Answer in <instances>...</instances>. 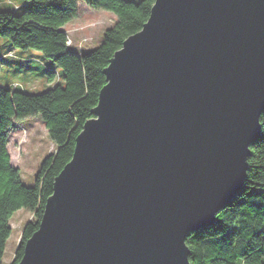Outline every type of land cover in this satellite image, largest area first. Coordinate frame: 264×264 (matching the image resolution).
<instances>
[{"label": "water", "instance_id": "1", "mask_svg": "<svg viewBox=\"0 0 264 264\" xmlns=\"http://www.w3.org/2000/svg\"><path fill=\"white\" fill-rule=\"evenodd\" d=\"M104 73L16 264H190L261 132L264 0H154Z\"/></svg>", "mask_w": 264, "mask_h": 264}, {"label": "trees", "instance_id": "2", "mask_svg": "<svg viewBox=\"0 0 264 264\" xmlns=\"http://www.w3.org/2000/svg\"><path fill=\"white\" fill-rule=\"evenodd\" d=\"M25 5L5 0L0 6V37L12 48L35 49L53 66L47 74L59 78L38 93L17 83L0 84V264L11 233V214L25 208L33 213L21 232L11 264L23 254L25 241L38 228L45 202L53 192L55 176L71 159L75 139L84 123L94 116L104 69L129 35L147 21L154 0H81L93 9L109 10L117 19L92 50L76 53L67 44L64 24L78 13L79 0H26ZM39 116L55 151L43 160L32 185L22 182L19 168L11 163L8 133L15 120ZM261 132L250 145L247 171L241 189L216 214L212 225L187 234L190 264H264V110Z\"/></svg>", "mask_w": 264, "mask_h": 264}, {"label": "rangeland", "instance_id": "3", "mask_svg": "<svg viewBox=\"0 0 264 264\" xmlns=\"http://www.w3.org/2000/svg\"><path fill=\"white\" fill-rule=\"evenodd\" d=\"M13 2L23 6L28 1ZM0 6L11 8L5 0H0ZM116 19L114 12L90 8L79 0L77 15L63 26L68 36V47L76 53L94 49L100 44L104 30L112 26ZM8 49V39L0 37V84L13 86L17 83L27 92L38 93L55 84V80L59 78L57 73L54 77L47 74L54 64L51 59L41 56L39 51L12 48L4 53ZM8 140L11 163L19 168L22 182L32 185L45 157L55 151V144L50 140L44 122L39 116L15 120L8 133ZM33 218V213L25 208L11 214V233L6 241L1 264H9L13 259L22 229L25 223ZM237 264H241V261Z\"/></svg>", "mask_w": 264, "mask_h": 264}, {"label": "built area", "instance_id": "4", "mask_svg": "<svg viewBox=\"0 0 264 264\" xmlns=\"http://www.w3.org/2000/svg\"><path fill=\"white\" fill-rule=\"evenodd\" d=\"M67 41H68V39H67Z\"/></svg>", "mask_w": 264, "mask_h": 264}]
</instances>
